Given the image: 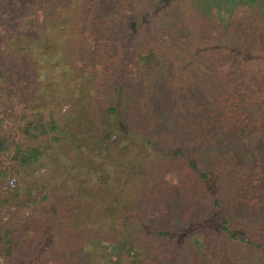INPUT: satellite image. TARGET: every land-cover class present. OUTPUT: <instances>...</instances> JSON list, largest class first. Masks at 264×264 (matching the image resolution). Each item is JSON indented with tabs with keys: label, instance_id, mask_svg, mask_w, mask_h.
Segmentation results:
<instances>
[{
	"label": "trees",
	"instance_id": "obj_1",
	"mask_svg": "<svg viewBox=\"0 0 264 264\" xmlns=\"http://www.w3.org/2000/svg\"><path fill=\"white\" fill-rule=\"evenodd\" d=\"M11 178L0 264H264V0H0Z\"/></svg>",
	"mask_w": 264,
	"mask_h": 264
},
{
	"label": "rangeland",
	"instance_id": "obj_2",
	"mask_svg": "<svg viewBox=\"0 0 264 264\" xmlns=\"http://www.w3.org/2000/svg\"><path fill=\"white\" fill-rule=\"evenodd\" d=\"M107 124H116V119L112 118V117H107ZM84 146H86V148L88 150H92V151H96L98 152V146L95 144V143H85ZM85 148V149H86ZM4 164H7V160L3 162ZM12 179V178H11ZM13 179H16V177H14ZM10 179H3L0 181V189H3L4 187H6L7 185V182L9 181Z\"/></svg>",
	"mask_w": 264,
	"mask_h": 264
},
{
	"label": "built area",
	"instance_id": "obj_3",
	"mask_svg": "<svg viewBox=\"0 0 264 264\" xmlns=\"http://www.w3.org/2000/svg\"><path fill=\"white\" fill-rule=\"evenodd\" d=\"M14 183H15L14 180L11 179V180L8 181V185L7 186L12 188V187H14Z\"/></svg>",
	"mask_w": 264,
	"mask_h": 264
}]
</instances>
